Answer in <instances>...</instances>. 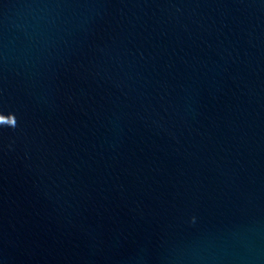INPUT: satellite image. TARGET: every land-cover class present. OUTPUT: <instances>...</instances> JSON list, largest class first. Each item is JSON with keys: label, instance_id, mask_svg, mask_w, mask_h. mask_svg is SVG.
<instances>
[{"label": "water", "instance_id": "water-1", "mask_svg": "<svg viewBox=\"0 0 264 264\" xmlns=\"http://www.w3.org/2000/svg\"><path fill=\"white\" fill-rule=\"evenodd\" d=\"M0 264H264V0H0Z\"/></svg>", "mask_w": 264, "mask_h": 264}, {"label": "clouds", "instance_id": "clouds-1", "mask_svg": "<svg viewBox=\"0 0 264 264\" xmlns=\"http://www.w3.org/2000/svg\"><path fill=\"white\" fill-rule=\"evenodd\" d=\"M15 118L13 115L9 114L7 116L0 115V125L15 126Z\"/></svg>", "mask_w": 264, "mask_h": 264}]
</instances>
